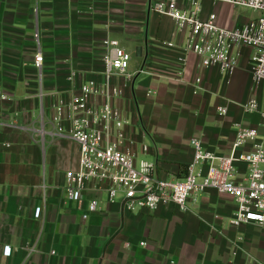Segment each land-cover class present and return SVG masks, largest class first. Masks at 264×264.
<instances>
[{"label":"crops","instance_id":"1","mask_svg":"<svg viewBox=\"0 0 264 264\" xmlns=\"http://www.w3.org/2000/svg\"><path fill=\"white\" fill-rule=\"evenodd\" d=\"M231 8L203 0L202 16L215 12L222 26L243 24L232 21ZM185 38L150 0H0V264H264V227L233 226L236 202L215 189L194 192L186 209L155 211L124 210L119 198L109 200L108 181L88 182L81 203L67 198L66 174L79 169L80 146L58 132L56 106L88 81L119 89L112 104L127 121L125 148L137 166L153 164L158 179L185 177L193 139L228 154L238 124L264 135L261 114L245 110L264 95L249 70L252 50H233L239 58L231 73L191 53L179 76ZM106 39L131 53L132 78L106 73ZM144 65L149 74H137ZM247 173L241 164L237 181ZM94 200L97 211L84 218Z\"/></svg>","mask_w":264,"mask_h":264},{"label":"built area","instance_id":"2","mask_svg":"<svg viewBox=\"0 0 264 264\" xmlns=\"http://www.w3.org/2000/svg\"><path fill=\"white\" fill-rule=\"evenodd\" d=\"M180 1L150 0L153 11L170 16L175 30L186 33L182 53L178 56V75L183 76L191 53L201 58L203 66H219L223 72L231 73L239 58V53L234 54L233 50L248 47L252 50L251 76L256 86L264 89V0H208L260 13L257 18L237 26L220 25L215 12L203 17V0H186L184 7L179 6ZM104 45L107 48L106 73L132 78L134 74L129 72L131 53L118 40L106 39ZM167 46L175 47V43L169 41ZM43 61V54H36L37 68L42 67ZM137 74H149V70L144 65ZM75 75L73 73L70 79ZM200 82L198 78L197 84ZM119 93L118 88H100L94 81H88L67 104L61 101L56 106L58 132L68 134L80 146V167L66 174V193L70 201L82 202L88 182L108 181L111 184L109 200L113 202L119 198L123 209L129 212L155 211L167 204L186 209L194 192L212 188L235 200L236 209L230 219L233 226L256 224L264 227V135L258 128L238 124L228 154L207 150L200 140L193 139L195 159L187 166L185 177L176 181L158 179L153 175V164L142 161L137 166L134 153L125 148L127 121L122 111L112 104ZM97 97L103 101H92ZM245 110L258 112L264 118V95L262 101L252 99L245 103ZM220 113L226 110L221 108ZM65 116L71 123L69 128L64 126ZM241 164L248 167V173L243 182H238ZM97 209L98 203L94 200L83 217L87 218ZM35 217H42V208L36 209ZM4 253L10 256L11 247L6 246Z\"/></svg>","mask_w":264,"mask_h":264},{"label":"rangeland","instance_id":"3","mask_svg":"<svg viewBox=\"0 0 264 264\" xmlns=\"http://www.w3.org/2000/svg\"><path fill=\"white\" fill-rule=\"evenodd\" d=\"M219 8V6H216L213 10L218 13ZM228 13L232 21L235 22V24H239L240 22H245L260 16V13L242 7L231 8Z\"/></svg>","mask_w":264,"mask_h":264},{"label":"trees","instance_id":"4","mask_svg":"<svg viewBox=\"0 0 264 264\" xmlns=\"http://www.w3.org/2000/svg\"><path fill=\"white\" fill-rule=\"evenodd\" d=\"M186 168H187V166H186Z\"/></svg>","mask_w":264,"mask_h":264}]
</instances>
